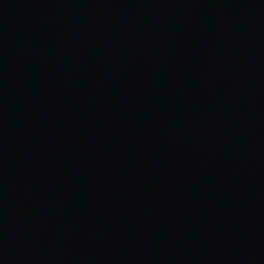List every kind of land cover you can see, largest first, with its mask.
<instances>
[{"label":"water","instance_id":"water-1","mask_svg":"<svg viewBox=\"0 0 264 264\" xmlns=\"http://www.w3.org/2000/svg\"><path fill=\"white\" fill-rule=\"evenodd\" d=\"M0 264H264V0H0Z\"/></svg>","mask_w":264,"mask_h":264}]
</instances>
